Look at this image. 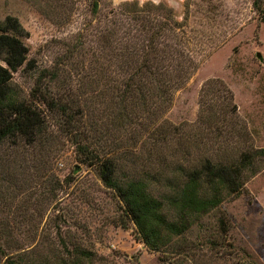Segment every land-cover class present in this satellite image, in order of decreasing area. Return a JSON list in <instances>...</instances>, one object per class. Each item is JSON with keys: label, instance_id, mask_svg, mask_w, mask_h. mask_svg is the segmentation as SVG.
Returning <instances> with one entry per match:
<instances>
[{"label": "rangeland", "instance_id": "374dc122", "mask_svg": "<svg viewBox=\"0 0 264 264\" xmlns=\"http://www.w3.org/2000/svg\"><path fill=\"white\" fill-rule=\"evenodd\" d=\"M123 1L97 0L93 11L92 0H0V18L16 16L27 32L22 38L28 62L12 72L14 85L25 94L39 69L58 66L60 86L44 80L46 91L82 89L79 43L93 47L97 28L119 15L112 11ZM135 1L164 3L169 10L155 17L182 23L167 32L186 38L196 61L163 114L175 126L176 139L194 154L222 162L264 146V20L252 0ZM257 1L264 10V0ZM62 57L69 61L59 63ZM38 108L45 119V144L55 152L46 157V145L40 149L19 139L0 142V165L7 160L21 163L24 174L16 177L29 178L16 191L15 202L17 197L27 200L35 250L44 245L69 258L73 248H83L90 253L84 264H264V159L252 160L243 169L241 188L177 236L172 249L150 250L134 236L131 221L126 227L114 223L120 201L93 166L78 161L62 130V117L41 104ZM38 156L44 165L40 180L29 176ZM51 183L54 195L48 201Z\"/></svg>", "mask_w": 264, "mask_h": 264}, {"label": "trees", "instance_id": "16d2710c", "mask_svg": "<svg viewBox=\"0 0 264 264\" xmlns=\"http://www.w3.org/2000/svg\"><path fill=\"white\" fill-rule=\"evenodd\" d=\"M252 5L264 20L259 2L252 0ZM96 7L97 0H92V10ZM164 8L169 10L161 1L120 3L112 11L120 16L97 28L93 47L79 43L83 57L77 62L82 70L78 86L82 89L73 92L70 87H59L51 94L44 80L58 84V66L39 69L25 94L14 85L12 72L28 62L22 38L27 32L16 16L0 18V142L19 139L20 144L40 149L46 145L48 157L55 151L45 144L48 135L38 104L55 110L78 161L93 166L119 199L114 223L126 227L131 221L134 236L150 250L172 249L177 236L224 196L241 188L246 177L243 169L252 160L264 159L261 146L240 153L231 162L212 161L194 154L174 136L175 126L163 114L196 61L185 44L188 40L167 32L182 23L155 17ZM152 11L155 15H150ZM63 60L59 63L66 64L69 58ZM104 116L107 120H98ZM35 162V172L29 176L40 180L38 171L44 165L39 156ZM22 168L11 160L0 165V264H84L90 260L83 248H73L69 258L44 245L35 250L27 200L17 197L15 202L16 193L29 181L16 177L15 173L24 174ZM52 184L48 201L54 195Z\"/></svg>", "mask_w": 264, "mask_h": 264}, {"label": "water", "instance_id": "95a60500", "mask_svg": "<svg viewBox=\"0 0 264 264\" xmlns=\"http://www.w3.org/2000/svg\"><path fill=\"white\" fill-rule=\"evenodd\" d=\"M256 55H257V56H259V53H258V52H256Z\"/></svg>", "mask_w": 264, "mask_h": 264}]
</instances>
